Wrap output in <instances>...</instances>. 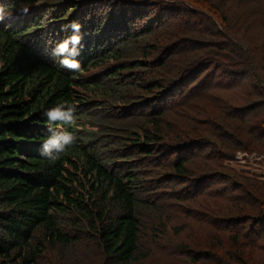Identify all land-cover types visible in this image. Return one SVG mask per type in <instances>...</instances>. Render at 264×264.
Instances as JSON below:
<instances>
[{"label": "trees", "instance_id": "1", "mask_svg": "<svg viewBox=\"0 0 264 264\" xmlns=\"http://www.w3.org/2000/svg\"><path fill=\"white\" fill-rule=\"evenodd\" d=\"M140 1L2 2L10 7H19L22 2L34 7L27 15L13 13L11 19L0 24V264H38L42 259L51 260L48 252L60 258L58 264H92L89 254L96 255L99 264H142L153 251L142 243L144 223L141 215L146 212L150 219L154 209L163 201L161 197L144 195L156 189L145 186L142 181L143 160L154 159L159 153L166 169L162 180L172 184L168 177L175 179L179 185L196 192L203 189L205 182L209 183L207 180L215 183L218 175L233 174L228 171V174L210 175L207 165L200 170L192 166L194 156L191 152L196 151L202 142L191 141L182 147L178 144L160 145L162 130L166 126L160 118L155 123V119L146 120L144 126L131 133V143L128 144L131 152L125 154L124 161H118L114 156L104 161L99 158L98 147L92 145L107 142L108 132L103 126L91 125V121L122 122L133 115L131 109H124L121 114L104 112L123 99V92L134 93L129 89L131 85L139 90L135 95L140 92V84H145L157 100H164L185 84L180 85L177 79L162 81L158 76L165 61L183 47L181 43L178 48L170 50L164 61H159L154 81L132 84L122 79L125 72L147 67L139 59V55L145 57V51L137 45L138 42H145L150 51L165 47L146 42L155 26L159 29L166 27L153 15L163 13L162 20L169 14L184 16L188 7L224 14L222 9L227 6L229 9L232 5L257 4L264 16V0H220L216 6L210 1L217 0H175L182 4H168L162 9L158 7L161 0ZM91 3H95L93 10L89 6ZM221 16L226 20L225 15ZM144 20V27L137 29V23ZM72 21L82 25L81 53L76 58L81 64L78 72L60 67L56 63L59 57L52 55L54 44L72 34L62 30ZM185 36L177 34L178 39ZM185 42L198 40L185 39ZM45 45L51 46L46 56L42 53ZM193 47L187 46L184 50L193 51ZM243 49L239 47L237 52L234 51L240 60L235 55L226 60L231 67H238L247 60ZM49 54L52 55L50 59ZM109 60L113 63L107 67L103 79H79L91 67ZM209 64V60L186 62L182 65L181 75H187V81ZM218 71L222 73L221 68ZM93 89H99L100 96L107 95L106 100L91 105V110L79 109L93 99H86L85 94ZM61 103L76 109V125H50L43 117L45 109ZM151 109L155 112L158 108ZM262 112L264 100H257L240 115L244 122L251 124L247 136L254 141L242 138L235 131L232 134L235 147L230 145L231 151L246 152L254 142L264 146V115L262 118L252 116ZM82 120L96 130H87ZM148 126L145 133L139 135L141 129ZM50 128L71 132L77 137L76 145L55 162L40 156L41 144ZM209 134L213 137L212 133ZM218 140L223 144L228 141L226 138ZM222 153L226 155L224 150ZM197 173L202 175L194 178ZM166 174L170 175L166 177ZM233 178L230 177L239 187L233 190V194H229L231 190L227 188L228 196L221 199L225 203L224 211L206 205L192 219L204 237L208 233L210 239L207 244L203 242L204 247L197 246L203 251L182 250L188 264H264V184ZM229 204L234 205L230 210L227 209ZM163 250L170 249L163 246L160 251Z\"/></svg>", "mask_w": 264, "mask_h": 264}, {"label": "rangeland", "instance_id": "2", "mask_svg": "<svg viewBox=\"0 0 264 264\" xmlns=\"http://www.w3.org/2000/svg\"><path fill=\"white\" fill-rule=\"evenodd\" d=\"M46 1L49 4L56 2V0ZM140 2H145V0ZM215 3H220V0L214 1V3L210 1V4H214V6H216ZM168 4L180 5L182 3L175 0H161L158 7L160 9L167 8ZM184 5L188 7L186 4ZM89 6L93 10L95 3H91ZM33 7L30 5V9ZM227 7L222 9L225 11L224 14L188 7L184 16L169 14L162 20L163 13L160 16L151 15L161 20L166 27L159 29L155 26L146 42H156L165 47L150 51L145 42H138L137 45L145 51V57L139 55V59L147 67L125 72L122 79L132 84L138 81H154L157 78L155 68L158 67L159 61L163 60L171 49L178 48L183 44V47L178 48L177 54H173L165 61V67L158 76L162 81L168 80L169 82L177 79L180 85L184 82L185 84L164 100H157L154 93H149L148 86L145 84H140V92L135 95L139 90L134 89L131 85L129 89L134 93L123 92V99L116 101L115 105L104 111L107 114H121L124 109H131L133 114L131 117L122 122H109L101 120V118H98L101 120L100 123L96 119L90 122L91 125L103 126L108 132L107 142L97 145L92 143L93 146L98 147L101 152L99 158L104 161L112 156L118 161H124L125 154L131 152V149L128 148L132 139L131 133L138 130L140 126H144L146 120L155 119L153 122L155 123L160 118L166 125L162 130L161 141L163 142L160 141V145L178 144L182 147L186 145L184 143L191 141L193 143L202 142L196 151L191 152L194 156V161L192 160L194 168L200 170L203 165H207L209 174L213 173V175L233 172L232 175L228 174L229 177L218 175L215 183L207 180L209 183L205 182L202 186L203 189L196 192L192 189L188 190L185 185H179L177 180L168 177L170 174H166V177L176 185L162 180L166 169L163 167L164 161L159 157V153L154 155V159L142 161V169H144L142 181L145 186L148 185L156 189L144 195L156 199L163 198V201L154 209V214L150 215V219L146 212L141 215L144 223L142 243L150 251H153L150 258L143 261L142 264H188L182 250L203 251L197 246L199 244L203 246V242L207 244L210 239L208 233L207 235L205 233L204 237L203 232L192 223L194 221L192 219L197 217V214L206 205L215 206L219 211L225 208L223 206L225 203L221 199L228 196L227 188L229 191L231 190L229 194H233V190H237L239 187L235 181H232L233 177L246 178L252 182L256 180L264 184V146L254 142L252 148L246 152L233 149L231 151V146L235 147L232 135L235 131H238L242 138L254 141L247 136V133L252 129L251 124H248L246 120L244 122L240 115L245 113L252 102L264 100V16L260 9L261 6L257 4L232 5L229 9ZM160 11L162 12V10ZM221 15H225L226 20H223ZM144 23L145 20L138 22L137 29H142ZM177 34L178 36L186 34L187 37L178 39ZM185 39H194L198 42L184 43ZM49 46H44L43 55L48 54ZM187 46L195 47H193V51L184 50ZM239 47H244L243 52L247 60L238 67H231L226 60L233 59L234 51L237 52ZM166 50H168L167 53H165ZM235 56L240 60L238 54ZM195 60H209L210 64L205 70L186 81L188 76L181 75L182 65ZM111 63H113L112 60H109L105 64L95 65L85 74H80L79 79L101 80ZM218 68H221V74ZM99 93V89L85 93L86 99H93L88 105L79 109L91 110V105L101 104L106 100L107 95L104 97ZM77 104L81 106L80 103ZM152 107L158 109L152 112ZM263 115L264 112L252 114L254 117L261 118ZM82 122L87 130H96L85 120ZM209 126H211L210 129H208ZM148 128L149 126L142 128L139 135L144 134ZM209 133H212L213 137ZM154 135L158 137L157 134ZM216 138H226L228 141L223 144ZM223 150L226 155L222 153ZM132 157L136 158L137 156L133 155ZM201 175V173H197L194 178ZM231 206L234 205H227V209L233 208ZM181 243L183 244L180 245ZM163 246L170 250L160 251ZM48 255L51 260L43 261L42 259L38 264H58L60 258H56L50 252ZM89 258L92 264H99V258L96 255L89 254Z\"/></svg>", "mask_w": 264, "mask_h": 264}, {"label": "clouds", "instance_id": "3", "mask_svg": "<svg viewBox=\"0 0 264 264\" xmlns=\"http://www.w3.org/2000/svg\"><path fill=\"white\" fill-rule=\"evenodd\" d=\"M30 11L28 3H20L19 7H10L0 3V24L6 19H11L13 13L17 15H27ZM10 26V25H9ZM82 25L77 21H72L65 25L63 31H70L72 34L65 37L59 42L55 43L52 48V55L60 57V67L65 68L71 72H78L81 70V64L76 59L81 53V41L83 36L81 34ZM76 109L67 104L61 103L54 107L45 109L42 112L43 117L46 118L50 125L54 124H77ZM77 143V137L71 132H60L52 128L49 129V134L43 139L41 144L40 156L49 162H55L60 159L61 155L72 148Z\"/></svg>", "mask_w": 264, "mask_h": 264}]
</instances>
